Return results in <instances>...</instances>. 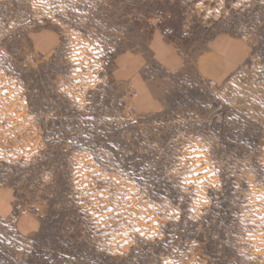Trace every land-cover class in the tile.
Here are the masks:
<instances>
[{
	"label": "rangeland",
	"instance_id": "rangeland-1",
	"mask_svg": "<svg viewBox=\"0 0 264 264\" xmlns=\"http://www.w3.org/2000/svg\"><path fill=\"white\" fill-rule=\"evenodd\" d=\"M5 190L0 264H264V0H0Z\"/></svg>",
	"mask_w": 264,
	"mask_h": 264
},
{
	"label": "crops",
	"instance_id": "crops-1",
	"mask_svg": "<svg viewBox=\"0 0 264 264\" xmlns=\"http://www.w3.org/2000/svg\"><path fill=\"white\" fill-rule=\"evenodd\" d=\"M175 65L176 63L171 62L168 66L174 68ZM1 190H4V189H1ZM8 193H9L8 190L0 191V197L3 198L4 196L6 199H9V195H7ZM25 222H28V221H26L25 219Z\"/></svg>",
	"mask_w": 264,
	"mask_h": 264
},
{
	"label": "built area",
	"instance_id": "built-area-1",
	"mask_svg": "<svg viewBox=\"0 0 264 264\" xmlns=\"http://www.w3.org/2000/svg\"><path fill=\"white\" fill-rule=\"evenodd\" d=\"M27 212H29L28 209H24V210L22 211V213H24V214H26Z\"/></svg>",
	"mask_w": 264,
	"mask_h": 264
},
{
	"label": "snow or ice",
	"instance_id": "snow-or-ice-1",
	"mask_svg": "<svg viewBox=\"0 0 264 264\" xmlns=\"http://www.w3.org/2000/svg\"><path fill=\"white\" fill-rule=\"evenodd\" d=\"M236 7H239V5L237 4V5H235Z\"/></svg>",
	"mask_w": 264,
	"mask_h": 264
},
{
	"label": "bare ground",
	"instance_id": "bare-ground-1",
	"mask_svg": "<svg viewBox=\"0 0 264 264\" xmlns=\"http://www.w3.org/2000/svg\"><path fill=\"white\" fill-rule=\"evenodd\" d=\"M264 242V241H263Z\"/></svg>",
	"mask_w": 264,
	"mask_h": 264
}]
</instances>
